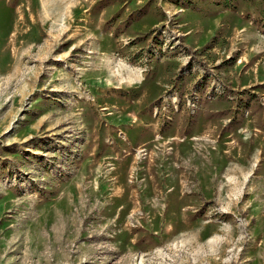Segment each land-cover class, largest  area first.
Masks as SVG:
<instances>
[{"label": "rangeland", "instance_id": "obj_1", "mask_svg": "<svg viewBox=\"0 0 264 264\" xmlns=\"http://www.w3.org/2000/svg\"><path fill=\"white\" fill-rule=\"evenodd\" d=\"M0 264H264V0H0Z\"/></svg>", "mask_w": 264, "mask_h": 264}]
</instances>
